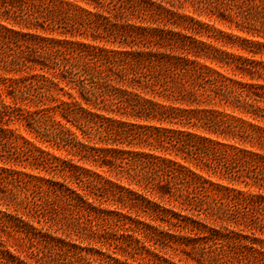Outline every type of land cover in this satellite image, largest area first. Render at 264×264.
Here are the masks:
<instances>
[{
    "label": "trees",
    "instance_id": "trees-1",
    "mask_svg": "<svg viewBox=\"0 0 264 264\" xmlns=\"http://www.w3.org/2000/svg\"><path fill=\"white\" fill-rule=\"evenodd\" d=\"M230 1L237 9L264 12V0ZM223 2L0 0V121L25 122L35 137L65 151L56 156L15 130L0 129V230L20 235L28 250L20 258L0 249V264H129L76 245L57 230L131 257L146 255L150 264H175L158 254L172 243L189 246L199 263L215 262L223 242L236 240L215 225L237 224L239 205L262 204L264 196H240L188 162L211 167L229 182L243 176L238 163L256 180L248 174L257 163L264 188V155L155 124L200 128L236 144L256 138L264 149L263 129L246 127L224 109L197 108L217 98L225 108L264 117L256 107L264 85L199 63L210 53L196 37L211 28L178 12L186 5L220 9ZM237 64L252 77L261 63L239 58ZM15 165L46 175L23 173ZM173 202L195 219L174 211ZM257 224L264 229V217ZM173 228L187 233L174 235ZM258 241L254 252L263 264L264 239Z\"/></svg>",
    "mask_w": 264,
    "mask_h": 264
},
{
    "label": "rangeland",
    "instance_id": "rangeland-1",
    "mask_svg": "<svg viewBox=\"0 0 264 264\" xmlns=\"http://www.w3.org/2000/svg\"><path fill=\"white\" fill-rule=\"evenodd\" d=\"M207 1L209 2L210 0ZM221 1L224 2L220 9L195 10L186 5L185 9H179L178 11L181 14H186L188 16L194 17L195 19L201 21L211 28L210 30H204L202 36L196 37L198 40L206 44V49L211 54H208L209 56L207 57L201 56L200 59H198V62L201 64H205L207 67L217 71L225 77H229L234 80H240L244 83L264 85V12L257 15V13L255 14V11L252 9H237V4L231 2L230 0ZM243 40L251 41L252 45H245ZM83 41L87 43L89 42L87 40ZM239 58L252 60L255 63H261L260 65L255 67V73L252 75V77H250V75H247V73L238 70L239 68L237 67H241L238 64L236 66V62L239 61ZM14 77H18V75ZM257 93H259L261 97L260 101L256 104V107H261L264 109V93H261V91H257ZM72 95L74 99L78 101V94L73 91ZM64 99L70 101L66 96H64ZM164 104L169 105L170 103L165 102ZM192 108L196 107L192 106ZM197 108L208 110L214 109L218 111H222L224 109L226 113L242 118L246 122V127H248V124H252L254 127L264 130V117L259 116L260 114L253 117L245 113H240L237 110H233L231 107L225 108L223 104L219 103L217 98L211 99L208 103H204ZM259 108L256 109L257 113L259 112ZM155 124L165 128H177L191 131L212 138L213 140H218L224 143H231L241 148H245L252 152H257L264 155V149L260 150L259 146L257 145L256 138L253 143H241L238 140H235L238 141L236 144V142L226 140L223 136L221 137L215 134H211L209 132H206V130L200 128H183L179 125H171L166 123ZM65 127L69 128L78 135L81 134L79 129H77L75 126H72L70 123L65 122ZM0 129L15 130V132L23 136L25 139L34 142L38 147L44 149L45 151L51 152L56 156L62 157L65 154L64 150H58L55 147H52L51 144L46 141L47 138L45 140H41L40 138L38 139L37 137H35V132L30 130L25 122H19L15 120L6 121L4 118L0 121ZM254 136H259V132H257ZM83 166L92 170H96L93 167H90L88 164H83ZM188 166H190L193 170L196 169L197 174L208 179L209 181L226 185L229 188H232L236 193L239 192V194H242L240 196L255 197V195L258 194L264 196V188L263 186H261L263 182L262 180L260 182V180H258L259 176H257V173L258 175L260 173V167L257 166V163L254 164L255 169H252V172L248 174L257 177L256 180L254 178H247V174L245 173L247 171L244 170V167L241 163H238L237 168L243 173V176L235 182H229L228 180L219 177L216 172H213V170H211V167L210 169L209 167L207 168L204 166H200L199 168V165H197L194 160L189 161ZM13 168L23 173L39 174L41 176L46 175L43 172L38 173L37 170L30 169L29 166L25 167L24 165H15ZM97 171L101 172L99 170ZM164 203L165 206L169 207L168 203ZM172 206H174V211L181 213L185 217L191 218V220L195 219L190 213L191 211L188 212V210L181 209L179 203L173 202ZM237 215V224L230 223L228 227L215 225V228L221 231L223 230L224 233H228L229 237L236 239L235 241L233 240L234 242L232 244H226L223 242V245H220L222 250L217 252L218 255L215 262H210V260H200L199 263V260L196 259H200V257L198 255L196 256L195 253H192L189 246H184L182 244L181 246L179 243H172L171 247L167 248L166 250L159 249L160 252H158V254L165 258L167 257L172 263L175 264H259V255L254 252V249H257V244H259L258 239H264V229L260 230V228H257L258 220L261 219V217H264V200H262V204L261 201L256 203L250 202L249 205L244 208L243 203H241L239 205ZM24 219H29L30 221H32L34 226L37 228H47V225H45L44 223H36L35 219L26 216L24 217ZM208 223L210 226H214L211 222ZM171 232L174 235L177 234L183 237L184 234L187 233L185 231L178 232L176 228H173ZM55 234L57 236L65 237L70 242H73L76 245H80L81 247H93L97 251L101 250L107 255L116 256L121 260L126 259L129 264H150V262H148L145 258L146 255L144 258L143 256L141 257L139 255H133L134 257H131V255L127 251L122 253L120 249H114L113 247H109L106 244L101 245L94 242L88 243L86 240L78 238V236L74 232L66 234L64 230H57ZM237 238L240 240V244L237 243ZM26 247L27 241L25 239H21L20 235H17L15 233H7L6 230H0L1 250L8 249L12 254L21 258L25 256L26 251H28ZM156 264L164 263L157 260Z\"/></svg>",
    "mask_w": 264,
    "mask_h": 264
}]
</instances>
